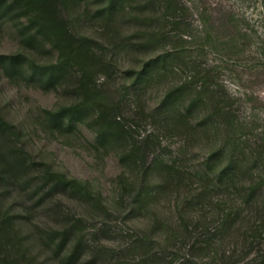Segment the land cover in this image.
Returning <instances> with one entry per match:
<instances>
[{
	"label": "rangeland",
	"instance_id": "1",
	"mask_svg": "<svg viewBox=\"0 0 264 264\" xmlns=\"http://www.w3.org/2000/svg\"><path fill=\"white\" fill-rule=\"evenodd\" d=\"M182 1L188 6L185 16L189 24L188 31L180 28L186 34L184 45L227 89L237 126L235 142L264 137L263 0ZM118 3L120 12L113 19L117 18L120 24L119 35H115V27H105L97 17L101 6L98 0H71L67 12L77 33L105 40L111 47L108 56L112 55L123 66L133 63L140 66L159 54L165 45L172 46V41L142 44L145 28L157 26L158 22L145 25L122 11V7L134 8L140 14L145 8L146 14H154L157 5H146L145 0ZM166 28L171 30V26ZM131 35L136 36L130 39ZM20 37L12 26L0 23V54L17 51ZM30 49L40 64L54 58L48 46ZM175 72L156 82L150 80L138 89L131 86V79L123 70L110 78L100 73L97 94L72 119L56 120L50 111L77 104L81 98L73 78L62 76L54 86H49L28 74L10 78L0 71V115L8 123L0 136V171L6 169L3 162H9L11 171L5 180L7 186L0 184V192H4L0 205L2 211L7 210L13 216L19 228L18 235L9 239L11 246L5 252L31 258L16 264H63L46 245L47 232L69 227L79 229L72 235L70 246L82 238V257L77 264H127L140 259L141 253L130 251L129 247L149 232L153 239L149 250L162 248L161 220L174 226L177 217L174 198L159 197L155 205L132 211L136 186L129 180L131 171L127 163L120 160L128 137L118 132L121 128L116 124L112 128L107 123L103 125L97 118V108L99 102L113 109L119 103L118 112L123 116L125 129L137 119L140 124L136 126L139 135L136 134L141 138L160 127L152 121L151 113L165 89L182 78L178 70ZM102 130L106 137L100 143L96 136ZM163 140L176 155L185 143L181 135ZM222 142L220 131L192 139L187 148L188 157L194 158L191 166ZM53 173L76 179L79 184L74 183L75 188L66 192H50L53 181L47 178ZM86 190L89 196L85 195Z\"/></svg>",
	"mask_w": 264,
	"mask_h": 264
},
{
	"label": "trees",
	"instance_id": "2",
	"mask_svg": "<svg viewBox=\"0 0 264 264\" xmlns=\"http://www.w3.org/2000/svg\"><path fill=\"white\" fill-rule=\"evenodd\" d=\"M70 1L0 0V23L12 26L21 36L17 51L0 54V71L10 78L28 74L49 86H54L62 76H70L76 81L81 98L77 104L57 112L50 111L56 120L72 119L74 113L97 94L100 73L110 78L123 70V74L131 79V86L137 89L150 80L156 82L167 78L177 70L182 75L165 89L161 101L151 111L152 121L160 127L141 138H137L136 126L140 124L137 119L125 129L123 116L118 112L119 103L113 109L99 102L97 108V118L103 125L107 123L112 128L116 124L121 128L118 132L128 137L120 160L127 163L131 171L129 180L136 186L132 211L155 205L159 197H173L175 202L174 226L161 220L162 248L149 250L153 240L152 232H149L129 247L130 251L140 252L141 258L134 260L133 257L134 261L127 264H264V137L235 142L237 126L235 113L229 107L227 89L215 80L214 72L193 58L184 45L186 34L180 28L188 31L186 3L182 0H145L146 5L158 6L153 10L154 14H146L145 8L136 14L134 8L122 7L124 15L136 17L145 25L158 22L157 26L145 28L142 44L173 43L172 46L165 45L159 54L140 66L137 63L123 66L112 55L108 56L111 47L105 40L74 30L73 20L67 12ZM98 1L101 6L97 17L105 27H115V35H119L117 27L120 24L117 18L113 19L120 12L119 0ZM167 26H171L170 31ZM37 45L48 46L54 58L44 64L38 63L30 49ZM7 127L8 123L0 115V136ZM103 131L96 136L100 143L106 137ZM218 131L223 133L224 142L191 166L194 158L188 157L187 148L192 139L198 140ZM171 135H181L185 140L178 155L163 142L164 137ZM3 164L6 169L0 171V184L6 185V177L11 171L9 162ZM47 179L53 181L50 192H66L75 188L74 183L79 184L76 179L61 174L53 173ZM86 193L89 196L87 190ZM3 194L0 192V202ZM100 205H103L101 201ZM78 231L69 227L47 232L46 245L55 251L63 264H77L82 257V238L70 246L72 235ZM18 233L13 216L7 210L2 211L0 205V264L31 259L19 253L5 252L11 246L9 239Z\"/></svg>",
	"mask_w": 264,
	"mask_h": 264
}]
</instances>
